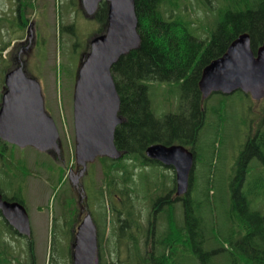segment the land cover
Returning a JSON list of instances; mask_svg holds the SVG:
<instances>
[{
	"label": "trees",
	"instance_id": "16d2710c",
	"mask_svg": "<svg viewBox=\"0 0 264 264\" xmlns=\"http://www.w3.org/2000/svg\"><path fill=\"white\" fill-rule=\"evenodd\" d=\"M185 1L134 0L140 45L122 56L111 69L120 98L119 114L124 119L114 132V143L122 156L117 160L98 159L102 179L97 190L98 199L109 205L110 239L117 236L116 245L128 243L130 251L125 260L117 253L118 259H113L111 264H264V107L260 122L249 120L233 157L231 172L225 175L224 201L231 209L228 218L222 216L216 223L208 218L204 203L210 205L211 177H206L207 187L201 190L200 163L190 179L189 193L182 199L175 197L168 205L163 203V209L157 212L155 227L149 233V246L148 227L141 226V213L133 211L135 202L141 199L149 204L151 211L158 209L161 201L154 203L155 196H163L160 199L165 201L164 196L174 190L167 187L164 174L146 173L137 179L138 172L157 164L145 156L148 146L183 145L194 152L197 160L195 146L209 116L207 100H202L198 89L202 69L243 33L250 35L254 52L263 39L264 0H232L234 6L224 12L205 39L189 31V21L183 17ZM94 18L100 25L98 31L102 30L106 20L104 3L99 5ZM3 49L5 46L0 51ZM152 83H169L178 89L176 112L161 118L155 116L149 99ZM218 95L221 98L210 108L215 116L216 132L225 120L230 96ZM244 96L249 99L248 95ZM3 151L0 143L1 160ZM198 172L200 175L196 177ZM0 192L4 194L1 188ZM4 196L24 203L16 197ZM178 200L183 206L181 222L176 220L174 206ZM67 205L73 212L72 197ZM129 209L130 214L125 212ZM157 221L160 229L164 225V230H155Z\"/></svg>",
	"mask_w": 264,
	"mask_h": 264
},
{
	"label": "rangeland",
	"instance_id": "374dc122",
	"mask_svg": "<svg viewBox=\"0 0 264 264\" xmlns=\"http://www.w3.org/2000/svg\"><path fill=\"white\" fill-rule=\"evenodd\" d=\"M184 3L186 12H183V17L189 21V31L199 39L208 37L209 31L221 21L224 12L234 6L232 0H186ZM16 7L21 10L22 7L26 8L19 11L20 21L22 24L32 21L30 27L33 28V33L37 34L36 47L32 57L25 63V69L37 78L41 85L45 108L54 119L60 134L63 156L54 160L31 146L13 148L8 145L3 151V160L0 159V188L7 197H16L24 202L32 234L29 250L24 238L19 237L14 240L12 236L7 238L0 234V255L3 260L8 261V264H27L31 257L34 264H47L53 240L52 224L59 219H70L71 211L67 200L71 197L74 201L77 199V194L71 190L68 180V169L74 163L72 115L74 75L82 54L89 52L88 42L91 37L99 35L103 29L98 31L99 23L86 18L81 13L80 7L79 10L76 8V0H0V49L8 45L16 46L24 38L25 27L21 28L14 16L13 10ZM101 26L103 28L104 25ZM10 46L7 51H3L4 49L0 51L2 56L0 98L6 68L11 66L8 51ZM220 98L221 96L215 94L205 103L209 112L208 123L199 132L195 146L197 160L193 168L195 172L199 163L202 167L203 178L199 185L201 190L207 187L206 177L208 175L211 177V196L208 201L210 205L206 202L204 207L210 221L215 223L222 216L228 218L231 209L224 201L225 175L231 172L233 157L244 138L249 120L254 118L256 122H260L261 110L264 107V100L254 102L242 93H232L227 101L225 120L223 119V124L216 132L215 116L210 108L213 104H217ZM149 99L157 118H161L166 113L176 112L179 108L178 89L169 83L149 84ZM250 107L251 111L248 110ZM88 172L82 180L87 201L84 200L85 198L82 199L85 204L87 202L88 211L94 219L97 230L105 239L102 260L106 262L108 259H114L116 253L127 251L125 247L129 244L124 242L117 246L116 238L114 244L108 241L110 213L109 205L103 204L104 201L98 199L97 185L102 179L99 163L89 164ZM23 173L27 174L25 178ZM146 173L150 175L155 173L159 176L164 174L167 187L172 188L174 176L171 170L154 164L138 172L137 179L139 180ZM199 175L198 172L196 177ZM170 197L174 198V193L170 194ZM135 206H132L133 211L141 213V226L148 227L146 220H151L149 204L141 199L135 202ZM174 206L176 220L181 222L183 206L180 202H176ZM156 223L155 230L157 228L160 231L164 230V225L160 229L159 222ZM60 227L61 224L58 225V228ZM61 231L62 241L60 233H53L57 245L54 255L57 264H70L69 230L67 228L65 232L64 229ZM150 243L151 236L148 234V246ZM120 246L121 248H118Z\"/></svg>",
	"mask_w": 264,
	"mask_h": 264
},
{
	"label": "water",
	"instance_id": "95a60500",
	"mask_svg": "<svg viewBox=\"0 0 264 264\" xmlns=\"http://www.w3.org/2000/svg\"><path fill=\"white\" fill-rule=\"evenodd\" d=\"M106 4L105 32L90 41L89 52L80 58L74 75L72 109L74 129V168L68 170L73 187L86 173L87 165L98 158L119 159L114 143L116 127L124 119L119 115L120 98L111 69L114 64L140 45L134 0H81L87 16L98 5ZM198 89L204 100L212 93L225 95L242 91L254 100L264 97V33L254 53L248 33L239 35L226 51L201 71ZM0 102V140L17 147L31 146L41 152L58 153L61 140L57 127L44 108L39 82L25 73L22 64L4 75ZM145 155L175 170L176 196L188 191L194 155L182 145L152 144ZM75 169H78L75 173ZM0 211L20 234L30 235L25 207L8 202L0 193ZM74 264H98L96 226L90 215L77 228L72 246Z\"/></svg>",
	"mask_w": 264,
	"mask_h": 264
},
{
	"label": "flooded vegetation",
	"instance_id": "af4514ba",
	"mask_svg": "<svg viewBox=\"0 0 264 264\" xmlns=\"http://www.w3.org/2000/svg\"><path fill=\"white\" fill-rule=\"evenodd\" d=\"M79 7H80L81 13L84 14V11H83V8L81 5V1L76 0V8L78 10H79ZM20 10L21 9L19 7L14 8V16L17 19V21L20 23V27L21 28L25 27L23 29L24 38H23V40H21L20 43L17 44V45H19L18 47H17V45L16 46L15 45L10 46L9 61H10L11 68L17 66L20 63V61L23 62L24 66H25V63L27 62V60L32 57V53L36 47V42H37V34H36V32L33 33V28L30 27V23L32 21L30 23H27L28 22L27 21L25 24H22L20 21V12H19ZM23 10H26V8L22 7L21 11H23ZM87 18L96 22L94 17H87ZM2 92H3V90L1 91V95H2ZM263 124H264V121H263ZM2 144H3L4 149L9 145V144H6L4 142H2ZM10 146H12V145H10ZM12 147L16 148L15 146H12ZM44 154L46 156H48L49 158H52L54 160L61 159V157L63 156V149L60 148V151L58 153H56L54 151H50L49 153H44ZM77 170L78 169H75V173L77 172ZM87 175H88V172L82 177L84 178ZM82 177H81V179L77 185L71 187V190L77 194L76 195L77 199L75 201V207H74L75 213H74V210H73V212L71 211L70 219L56 220L52 224V227H51L52 233L55 232V234H56V232H57L58 234L60 233L61 235H62L61 229L62 230L64 229V232H65L68 228L69 234H70V241H69L70 264H74L72 261V251H73L72 246H73L74 241H75V235H76L77 228H78L79 224L81 223L82 219L87 214H89L88 207H87V205L85 206V203L83 200L84 198L86 199V194H85L86 190H84L85 188L82 185V180H83ZM164 197H165V201L160 199V198H163V196H160L159 198H158V196H155L154 203H156L158 200H160L161 202L158 205V207H159L158 210L156 209L154 211H151V220L147 221L148 222V234L149 233L151 234L152 230L155 227L154 222L156 221V214H157V212H159V210L163 209V206H164L163 203H165V205L166 204L168 205V203H172L174 201V199L170 197V194H169V196L166 195ZM5 200L8 202L12 201V200H7V199H5ZM121 204H123V202H121ZM128 207H130V206H128ZM118 209H121L120 205H118ZM125 212L130 214L131 210L129 209ZM137 212H139V211H137ZM60 224H61V227L58 228V225H60ZM117 228H118V225H117ZM134 228H136L135 225H134ZM0 234H2L3 236H7V238L12 236V235L14 236V238H17V239L19 237L24 238V240H26V242H27L26 245H27L28 250L30 249L31 236L27 237L25 235H21L17 230H15L11 225H9V223L2 217L1 211H0ZM62 237H63V235L60 237L61 241L63 240ZM116 237L117 236H114L113 239H109V242L111 241L112 244H114ZM108 238H109V236H108ZM103 241H105V239L101 238V237L98 238V234H97L98 264H104V261L102 260V258H103L102 255L104 254V252H103L104 251V242ZM56 248H57L56 238L53 236L52 246L50 247V249H51L50 251H52V258L51 259L49 258L47 264H57L56 258L54 255V252L57 250ZM118 248H121V246ZM125 248L127 249V251L124 250V253H121L122 251L120 249L121 252H119V255L121 253L122 260H125L126 257L130 256V251L128 252L129 245H127V247H125ZM29 256H30V254H29ZM116 256H117V253L115 255L114 260L118 259V258H116ZM111 263H114L113 259H108V261H106V264H111ZM0 264H8L7 260L6 261L3 260L2 255H0ZM27 264H34L32 257L30 258V261L27 262Z\"/></svg>",
	"mask_w": 264,
	"mask_h": 264
},
{
	"label": "bare ground",
	"instance_id": "6f19581e",
	"mask_svg": "<svg viewBox=\"0 0 264 264\" xmlns=\"http://www.w3.org/2000/svg\"><path fill=\"white\" fill-rule=\"evenodd\" d=\"M187 101V100H186ZM197 233V232H196ZM198 234V233H197Z\"/></svg>",
	"mask_w": 264,
	"mask_h": 264
}]
</instances>
